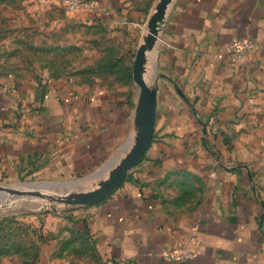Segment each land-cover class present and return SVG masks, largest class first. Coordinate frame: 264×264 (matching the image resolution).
<instances>
[{"label":"crops","instance_id":"crops-1","mask_svg":"<svg viewBox=\"0 0 264 264\" xmlns=\"http://www.w3.org/2000/svg\"><path fill=\"white\" fill-rule=\"evenodd\" d=\"M95 1L41 7L108 24L132 58L160 0ZM246 36L255 47L238 60L225 46ZM142 73L156 98L149 150L104 200L44 217L38 264H182L159 253L187 243L188 264H264V0H173ZM138 99L134 79L92 86L0 56V179L108 172L139 135Z\"/></svg>","mask_w":264,"mask_h":264},{"label":"rangeland","instance_id":"rangeland-1","mask_svg":"<svg viewBox=\"0 0 264 264\" xmlns=\"http://www.w3.org/2000/svg\"><path fill=\"white\" fill-rule=\"evenodd\" d=\"M37 4L39 10L19 0H0V56L6 62L23 72L47 73L92 86L126 87L127 81L133 80L135 54L126 59L125 50L111 36L108 24L72 23L62 8H42L47 4L41 1ZM107 173L82 181L76 188H67L65 183L85 176L66 181L37 176L1 178L0 186L5 189L0 190V264H38L37 240L47 238L38 232L44 217H69L66 212L76 207L53 197L74 194L78 188H94ZM38 182L50 187L28 185Z\"/></svg>","mask_w":264,"mask_h":264},{"label":"water","instance_id":"water-1","mask_svg":"<svg viewBox=\"0 0 264 264\" xmlns=\"http://www.w3.org/2000/svg\"><path fill=\"white\" fill-rule=\"evenodd\" d=\"M173 0H160L155 12L147 24V36L135 55L133 64V79L139 87L138 108L141 117L139 135L128 151L124 150L116 157L105 169L109 168L107 176L100 181L98 186L86 189L78 188V192L65 195L62 198H55L59 203L71 206L94 205L107 198L115 188H117L126 178L128 172L132 170L145 156L149 150L154 137L156 121V98L153 90L142 73V65L145 61L147 52L153 47L158 39L160 23ZM124 153V154H123ZM84 178L80 181L66 182V187L76 188L82 181L89 180ZM35 187H50L48 183L38 182L28 184ZM5 189L0 186V190Z\"/></svg>","mask_w":264,"mask_h":264},{"label":"built area","instance_id":"built-area-1","mask_svg":"<svg viewBox=\"0 0 264 264\" xmlns=\"http://www.w3.org/2000/svg\"><path fill=\"white\" fill-rule=\"evenodd\" d=\"M45 4L57 3L68 12L89 11L96 8L95 0H40ZM255 47L252 38L246 36L232 40L225 46L228 53L234 55L238 60L244 57V54ZM159 255L165 259L174 260L182 264L192 263L195 260V252L190 243L185 244L181 248L167 247L160 251ZM107 264V263H102Z\"/></svg>","mask_w":264,"mask_h":264}]
</instances>
